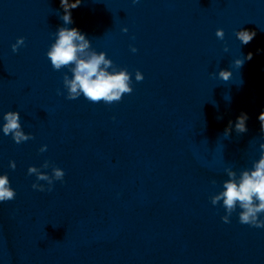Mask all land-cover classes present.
Returning a JSON list of instances; mask_svg holds the SVG:
<instances>
[{"label": "clouds", "instance_id": "clouds-1", "mask_svg": "<svg viewBox=\"0 0 264 264\" xmlns=\"http://www.w3.org/2000/svg\"><path fill=\"white\" fill-rule=\"evenodd\" d=\"M82 0H60V6L63 9V15L60 17L64 25L73 23L71 10L79 7ZM139 0H133V3H138ZM127 32V28L122 29ZM55 41L49 47L46 56L51 62L54 70L60 71L68 68L72 73L71 78L65 73L63 75V85L67 91V100H76L81 95L92 103L104 102L111 105L121 101L125 94L133 92L131 73L126 68H117L113 61L107 57L103 51L97 52L91 47V41L79 29L66 26L59 27L54 33ZM218 39L224 40V29L218 28L215 32ZM255 31L238 30L235 32L236 38L243 44H249L255 37ZM135 39V37H133ZM25 46V37H18L16 42L11 45L13 53ZM130 50L135 53L137 48L129 46ZM224 51H228L227 45ZM252 53L247 56H242L233 61V66L237 69L243 66L246 60L252 59ZM111 69V71H109ZM211 75H216L211 73ZM232 72L227 69H221L218 73V78L222 81H229L232 77ZM144 79L143 74L136 70L135 80L141 82ZM57 95H63L60 89H57ZM221 119L222 117H217ZM115 119V117H113ZM248 116L246 113H241L235 122V131L238 134L247 131L246 121ZM261 132L264 133V111L259 114ZM2 132L5 136H11L12 140L17 144L35 139L31 133H25L21 125V116L19 111H8L3 115ZM232 130V122L225 129L224 136L227 138ZM47 145H42L39 152L47 151ZM260 157L253 162L251 169H243L237 175L231 168H226L225 172L228 179L223 182V190L210 196L212 205H218L221 201L222 207L225 209V215L221 217L224 223H230V217L237 208L238 220L240 224L248 225L255 228H264V143L260 144ZM9 167L12 170L16 168V162L9 161ZM51 167L52 173L41 171V168L47 169ZM28 175H35L36 181L31 187L40 192H51L55 181H64L65 172L63 169L55 166L54 163L45 160L40 168L29 166L27 169ZM46 181L47 186L39 183ZM213 185L216 184L212 180ZM16 198V191L10 186V181L7 174L0 175V203L12 201Z\"/></svg>", "mask_w": 264, "mask_h": 264}]
</instances>
